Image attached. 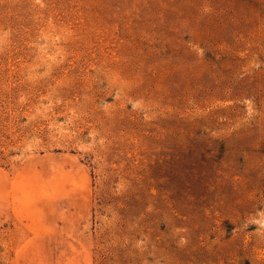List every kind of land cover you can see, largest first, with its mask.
I'll return each mask as SVG.
<instances>
[{"label":"rangeland","instance_id":"374dc122","mask_svg":"<svg viewBox=\"0 0 264 264\" xmlns=\"http://www.w3.org/2000/svg\"><path fill=\"white\" fill-rule=\"evenodd\" d=\"M0 264H264V0H0Z\"/></svg>","mask_w":264,"mask_h":264}]
</instances>
